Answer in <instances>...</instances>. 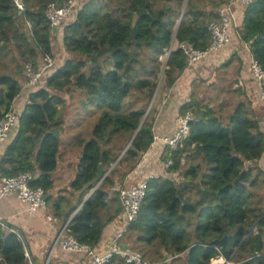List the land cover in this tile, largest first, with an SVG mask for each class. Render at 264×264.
<instances>
[{
    "label": "trees",
    "instance_id": "16d2710c",
    "mask_svg": "<svg viewBox=\"0 0 264 264\" xmlns=\"http://www.w3.org/2000/svg\"><path fill=\"white\" fill-rule=\"evenodd\" d=\"M65 1L23 0L24 10H20L15 0H0V51L6 54L13 45L24 62L17 76L0 74V119L20 94L26 64L38 66L43 56L53 55L54 30L62 27L69 53L63 65L30 93L14 137L4 144L0 174L30 171L34 175L31 186L45 190L56 217L65 224L73 216L69 227L75 238L95 247L105 227L121 211L118 192V199L110 198L108 187L114 185L118 174L121 179L133 170L154 141L151 114L94 190L99 164L106 171L111 168L123 152L125 145L120 142L130 141L146 116L144 107L125 110V101L134 90L153 91L161 72V57L169 51L174 36L178 42L205 49L211 39L208 26L217 18L216 8L228 0H117L115 6L112 0H86L72 19L54 29L46 16L47 7L51 2L61 6ZM239 30L264 70V0L244 7ZM187 60L181 49L171 51L164 71L167 86L185 69ZM70 86L86 94L85 106L102 112L92 138L81 136L75 141L82 147L70 184L78 194L75 205L64 193L48 197L62 146L61 135L54 133L63 132L65 124L59 107L66 100L60 92H68ZM202 109L192 101L182 106L181 115L188 111L194 114L190 134L177 149L166 148L163 155L164 161L173 160L167 172L182 177L181 182L174 177L149 179L138 218L124 238L133 240L132 249L139 247L149 260L158 258L164 263L169 256L183 255L184 264H211L222 255L235 261L251 259L244 264H264V214L249 206L262 172L246 164L262 157L264 131L244 103L225 123L213 109ZM199 156L202 162L195 164L193 159ZM183 166L187 167L184 171ZM2 223L0 264H31L24 237L13 232L9 223ZM108 264L126 262L114 255Z\"/></svg>",
    "mask_w": 264,
    "mask_h": 264
},
{
    "label": "crops",
    "instance_id": "0c3cea01",
    "mask_svg": "<svg viewBox=\"0 0 264 264\" xmlns=\"http://www.w3.org/2000/svg\"><path fill=\"white\" fill-rule=\"evenodd\" d=\"M243 9V6L235 5V31L237 32L242 25ZM60 30L62 31L59 28L54 30V32L57 33L56 36L60 37L59 40L61 42L63 32L60 33ZM176 43L177 40L174 41L173 48ZM56 45L60 52L56 49ZM52 46L57 69L65 62L66 52L61 48L62 44L53 43ZM250 60L249 48L233 33L232 42L229 45L212 52L207 58L192 66H186L170 87L164 82V86L160 89L157 96L153 112L154 123L152 130L154 136L160 138L172 136L177 128L176 119L180 114V109L191 101L194 102L196 107L203 108L202 111L206 107L213 109L224 123L226 122L225 119H229V116L237 106L240 103H244L252 110L251 112L260 122L264 131L262 88L251 71ZM24 80L23 75L22 85ZM31 92L23 90L15 99L13 109L17 113H21L25 108ZM75 141L73 143L70 142L69 146H61L58 166L53 172L54 188L48 194V197L50 196L51 198L52 194L55 198L58 194L64 193L71 199V205L77 203L78 194H75L70 189V184L76 176L77 164L82 156V147L77 146ZM165 150L166 147L163 141L154 140L148 151L141 156L136 167L121 179L118 175V178H115L114 185L108 187L110 198H117L115 193L120 188L119 184H134L150 175L163 176L165 178L174 177L180 183L182 177H175L164 170L163 155ZM4 151L5 147L1 144L0 158L3 156ZM246 164L247 167H254L262 172V176L253 190L252 200L249 203V206L254 208L256 213H262V216L264 214V153L261 158L255 161H248ZM123 171L121 172L122 176ZM52 204L51 199L50 201L47 200L45 207L30 215L26 210L27 205L21 202L15 194L0 195V220L12 225L14 230H17L24 237L27 243L26 255L32 264H86L88 257L85 254L63 248L61 238H59L64 225L63 220L58 218L57 222H50L47 218L48 215H55ZM112 212H114V209ZM3 226L5 227V225ZM123 226L124 221L120 211L105 227L100 243L95 246L96 252L104 253L108 251L113 238L123 229ZM258 229H255V233ZM262 236L264 242V227ZM120 243L125 249H132L135 246L133 240L124 238V236ZM162 252L164 255L167 254L164 250ZM261 254H264V246ZM183 259V255L173 258L169 256L164 264H176L178 263L177 261L184 264ZM247 260L251 259L245 258L239 261H232L236 264H244Z\"/></svg>",
    "mask_w": 264,
    "mask_h": 264
},
{
    "label": "built area",
    "instance_id": "2783aa9c",
    "mask_svg": "<svg viewBox=\"0 0 264 264\" xmlns=\"http://www.w3.org/2000/svg\"><path fill=\"white\" fill-rule=\"evenodd\" d=\"M85 2V0H66L61 6L51 2L46 10V16L50 20L51 26L56 29L65 19L75 16ZM256 2L257 0H228L224 2L216 8L217 18L212 20L208 26L211 39L209 45L205 49H198L187 41H177L172 50L181 49L187 56V66H192L207 58L212 52H216L229 45L232 42L233 33L236 34L237 38L250 50L249 44L242 40L240 30L238 29V32L235 31V5L238 4L245 7ZM15 3L20 10H24L23 0H15ZM250 68L254 77L261 85V99L264 100V70L252 54ZM24 70L25 81L21 91H33L43 85L47 77L56 70L54 57L52 54H46L40 59L38 66L28 63ZM19 114L20 113H17V111L13 109L12 105L11 110L6 112L0 119V145L8 143L10 139L14 137L19 126ZM192 120H194L192 111H188L182 115L179 114L176 119L177 128L174 134L170 137L162 138L154 136V140L159 139L163 141L165 147L168 149H177L182 141L190 134V122ZM172 164V159L164 161V170L167 171ZM153 177L157 176L150 175L134 184H122L118 189L124 226L113 238L108 251L97 253L95 247L79 242L69 227V223L73 216L63 225L59 236L63 248L85 254L88 257L86 264H108L114 255L122 256L126 264H163L164 262L162 261L149 260L139 250L125 249L120 243L129 226L137 220L142 203L147 194L148 181ZM33 180L34 175L30 171L20 172L12 176H3L0 174V195L6 196L15 194L21 202L27 205V213L32 215L47 205L45 190L42 187L35 188L31 186ZM47 218L50 222L58 221V218L52 214L48 215ZM0 223L4 225L1 220ZM12 231L18 234L17 230L13 229ZM211 264L236 263L220 255L214 258Z\"/></svg>",
    "mask_w": 264,
    "mask_h": 264
},
{
    "label": "rangeland",
    "instance_id": "374dc122",
    "mask_svg": "<svg viewBox=\"0 0 264 264\" xmlns=\"http://www.w3.org/2000/svg\"><path fill=\"white\" fill-rule=\"evenodd\" d=\"M116 2L117 0H112L111 5L115 6ZM186 3H184L183 5V8H182L183 11L187 7ZM73 17H70L67 20H70ZM61 32L62 31L60 30V33ZM9 37L10 38L12 37L11 33H9ZM59 39L60 37L55 36L53 38V43L59 44V45L62 44L61 48L65 50L66 59H67L69 58V53L65 49L63 38L61 42ZM56 49H58L57 45H56ZM58 52H60L59 49H58ZM168 52L169 51L167 50L165 55L161 57V61H162L161 72L155 80L156 85L153 91L147 90V89H145L143 92L134 90L132 95L124 103L125 110H131L134 108L144 107L146 109V116L143 119L145 118L147 119V117L149 118L151 114H153L155 110L157 96L160 92V89L164 86V82L166 83L163 68H164L165 63L168 61ZM22 62H23L22 58L18 55L15 47L13 45H10L6 54L1 53L0 51V74H10L13 76H17L18 75L17 72L19 71V66L21 65ZM166 68L167 66L165 67V69ZM17 79L21 81V78L18 77ZM24 79H25V75H24ZM81 92L82 90L78 88L76 89L74 86H70L68 92L66 91L60 92V95L64 97L66 100L65 105L59 107V115L63 116L65 120L64 130L63 132H60V135L62 138V146H66V145L69 146L70 142L73 143L78 137H81V136H83L85 139H91L92 131L94 127L98 124L99 119L101 117V113H102L101 110H99L98 108L94 106H85L84 101L86 100V94L83 92L81 93ZM129 142L130 141H127V140L120 142V144L125 145L123 151L128 146ZM193 162L195 164H198L202 162V159L199 156L193 159ZM186 168H187L186 166H183L182 171H184ZM117 176L115 178H117ZM118 186L121 187V184H119ZM135 249L141 251L139 247H136ZM150 259L155 260V261H158V260L161 261L158 258H150ZM177 262L178 263L176 264H181L180 261H177Z\"/></svg>",
    "mask_w": 264,
    "mask_h": 264
},
{
    "label": "water",
    "instance_id": "95a60500",
    "mask_svg": "<svg viewBox=\"0 0 264 264\" xmlns=\"http://www.w3.org/2000/svg\"><path fill=\"white\" fill-rule=\"evenodd\" d=\"M186 5H187V3H186ZM183 13H184V11L182 12V15H183ZM175 40H176V38H175V36H174V38H173V40H172V43H171V46H170V48H169L168 57H169V55H170V53H171V51H172L173 43H174ZM166 66H167V62H166L165 65H164L163 72H164ZM145 120H146V118H145V119H142L141 124H140L138 130H137L136 133L134 134L133 138L130 140L128 146L125 148V150L123 151V153H121V155L117 158V160L114 162V164L111 166V168H110L109 170L106 171L105 168L103 167V165H102L101 163L99 164V170H98L99 181L97 182V184H96L94 190H95L96 188H98V187L102 184V182H103V181L105 180V178L109 175V173L111 172V170L113 169V167L118 163V161H119V160L122 158V156L126 153V151L128 150L129 146L131 145V143L133 142V140H134V139L136 138V136L138 135L139 129H140V127L144 124ZM54 134H55V136L59 137V135H60V131L57 130V131H55ZM94 190H93V191H94ZM91 193H92V192H91ZM91 193L85 198L84 202L87 201V199H89ZM84 202H83V203H84ZM215 243L218 244V245H220V244L222 243V241H215Z\"/></svg>",
    "mask_w": 264,
    "mask_h": 264
}]
</instances>
